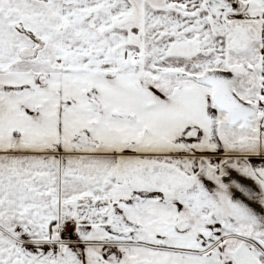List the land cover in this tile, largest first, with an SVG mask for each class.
I'll use <instances>...</instances> for the list:
<instances>
[{"label": "snow or ice", "instance_id": "6c2138e0", "mask_svg": "<svg viewBox=\"0 0 264 264\" xmlns=\"http://www.w3.org/2000/svg\"><path fill=\"white\" fill-rule=\"evenodd\" d=\"M0 264H264V0H0Z\"/></svg>", "mask_w": 264, "mask_h": 264}]
</instances>
